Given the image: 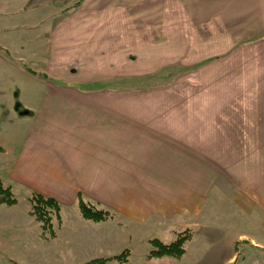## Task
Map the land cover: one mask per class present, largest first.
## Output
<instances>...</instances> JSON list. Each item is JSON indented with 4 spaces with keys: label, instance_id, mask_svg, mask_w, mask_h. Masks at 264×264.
Listing matches in <instances>:
<instances>
[{
    "label": "crops",
    "instance_id": "1",
    "mask_svg": "<svg viewBox=\"0 0 264 264\" xmlns=\"http://www.w3.org/2000/svg\"><path fill=\"white\" fill-rule=\"evenodd\" d=\"M30 1L0 4L5 58L30 83L0 107L8 180L136 227L190 228L206 264H264V0H238L233 19L230 0L215 13L219 0H64L62 25H34L52 4ZM171 4L181 23L165 21ZM178 62L201 65L185 84L111 87Z\"/></svg>",
    "mask_w": 264,
    "mask_h": 264
},
{
    "label": "rangeland",
    "instance_id": "2",
    "mask_svg": "<svg viewBox=\"0 0 264 264\" xmlns=\"http://www.w3.org/2000/svg\"><path fill=\"white\" fill-rule=\"evenodd\" d=\"M63 1L50 0L49 4H52V8L49 7V11L51 12L42 15L45 17L44 20H46L47 15L50 16L49 20L44 24H37V20H35L34 25H54L61 20L64 12L57 10L62 7ZM88 1L90 2V0H70V5L75 2L86 4ZM91 1L93 2V0ZM230 1L229 10L233 19L235 15L238 17L235 13L240 7L238 6V0ZM8 2H14V0H0L2 6ZM39 2H43V0H37L36 2L31 0L29 8L26 10L32 9L34 4ZM219 2L214 8V13L215 11L223 12L224 10L223 0H219ZM75 5L78 7V3ZM170 7L172 8L167 6L165 21L181 23L185 16L183 9L175 8L172 4ZM71 8L72 5L69 10ZM190 9L187 10L188 13H190ZM205 11L200 8V14ZM194 12L196 13L197 11ZM4 16L1 15L0 17ZM21 16L22 14L11 15V20L8 21L10 22L9 24L14 25L16 19ZM209 17L211 18L212 16ZM234 21L237 22L238 20L234 19ZM214 22L215 25H221L218 19H215ZM0 25H5V21L0 22ZM59 25H62V21ZM40 32V29H34L35 36ZM4 33V30H0V107L8 102L3 100L8 96L16 99V93H14V96L13 94L7 95L8 91L10 92L15 88L14 85H18L19 82L24 85L30 84H27L26 79H21V75L18 74L19 70L16 66H13L15 63L10 64V62H7L8 53L5 52L3 47ZM43 37H46L45 31ZM16 50L12 49V52H23L19 47ZM200 65V63L195 62L172 63L165 67L163 71L158 72L160 74L158 77H133L130 79L124 78L123 80L118 79L117 81L113 80L111 87L138 89L153 85H175L177 82L185 84L184 77L189 78V74L192 71H196ZM39 67V63H34L36 70ZM36 70H34V74L37 73ZM41 71H46L44 65H41ZM43 78H45L44 75H41L39 81L34 79V87L43 85L41 82ZM48 79L50 78L48 77ZM50 81L54 83L53 79ZM186 81L190 83L189 80ZM4 102L5 104H3ZM19 104V102L14 104L17 112L21 110ZM7 120L8 116L6 117L5 111L0 109V124L2 121L5 122ZM3 129H6V127H2V132L4 131ZM3 165L0 161V184L4 191L3 193L0 192V196L6 195L10 197L13 203L0 201V264H206L209 261V254L198 250L197 245L195 247L189 245L190 241L193 242L195 240V231L193 233L190 228L180 231L172 226L168 228L166 233L161 231V226L157 222H154L155 224H150L149 222L146 225L136 227V223H133V225L129 224L122 218L117 221L115 219L116 214L113 213V216L106 220L95 221L87 219L80 211L79 201L74 210L71 207L62 206L56 198L40 192L18 190L16 184L8 180V175ZM34 193L54 199L60 207L59 210L57 211L55 207L49 204L44 205L43 203L38 204L41 206V210H39L34 206L38 198L34 196ZM88 202L96 208H104L112 212L107 207L91 201ZM133 234H135V237ZM180 238H186L183 244L184 253L181 256L169 254L158 256L152 252L156 248H160V244L170 245ZM187 242H189L188 245H186ZM241 257L242 253L236 252L234 260L230 264H235L237 260H241Z\"/></svg>",
    "mask_w": 264,
    "mask_h": 264
},
{
    "label": "trees",
    "instance_id": "3",
    "mask_svg": "<svg viewBox=\"0 0 264 264\" xmlns=\"http://www.w3.org/2000/svg\"><path fill=\"white\" fill-rule=\"evenodd\" d=\"M0 192H4L2 185L0 184ZM34 196L38 197L37 201H36V205H34L35 207H37L39 210H41V206H39L38 204H44V205H51L53 207H55L57 209V211L59 210V205L58 203L52 199V198H46L38 193H34ZM0 201L1 202H11L13 203V201H11L10 197H7L6 195H2L0 196ZM79 208L80 211L82 213V215L87 218V219H92L95 221H101V220H106L111 218L112 212L107 210V209H99L94 207V205L92 206V204H90V202H88L87 200H84L83 197L80 196L79 199ZM186 241V238H180L178 241H176L175 243H172L170 245H163L160 244V248H156V250H153L152 252L155 255H165V254H169V255H182L184 253V249H183V244ZM154 242H158V241H154ZM159 247V246H158Z\"/></svg>",
    "mask_w": 264,
    "mask_h": 264
}]
</instances>
